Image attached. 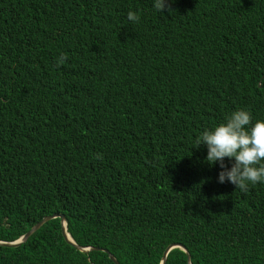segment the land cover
Listing matches in <instances>:
<instances>
[{
  "label": "trees",
  "instance_id": "16d2710c",
  "mask_svg": "<svg viewBox=\"0 0 264 264\" xmlns=\"http://www.w3.org/2000/svg\"><path fill=\"white\" fill-rule=\"evenodd\" d=\"M152 5L0 0V241L59 213L94 249L55 218L0 264H160L175 244L192 264H264V183H217L195 142L239 109L264 120V0ZM31 142L54 155L29 166Z\"/></svg>",
  "mask_w": 264,
  "mask_h": 264
},
{
  "label": "clouds",
  "instance_id": "9594fccd",
  "mask_svg": "<svg viewBox=\"0 0 264 264\" xmlns=\"http://www.w3.org/2000/svg\"><path fill=\"white\" fill-rule=\"evenodd\" d=\"M169 4L170 0H153L152 6L161 14L166 8H169ZM127 19L136 23L139 20V15L130 10L127 13ZM3 51L1 58L6 59L10 55L9 59H13L11 52L5 49ZM60 62H62V58ZM26 98L30 100L27 93H20L18 97L19 100ZM60 120L61 115H58L54 119H50L49 122L57 125ZM40 135L44 140L48 132L41 131ZM195 142L197 148L201 145L206 147L205 159L209 165H219L221 170L217 175V183L228 182L241 191H246L250 185L264 183V120H256L255 123H252L250 113L247 110L239 109L226 116L223 123L205 128L196 137ZM27 151L30 155L27 161L29 166H39V162H46L54 155L44 146L33 142L27 147ZM225 158H227L228 164L225 163ZM18 160L21 163L19 157ZM45 222L47 221H44V224ZM36 230L37 228L34 232ZM28 232L17 240L22 239ZM29 236L27 237L29 238Z\"/></svg>",
  "mask_w": 264,
  "mask_h": 264
},
{
  "label": "water",
  "instance_id": "95a60500",
  "mask_svg": "<svg viewBox=\"0 0 264 264\" xmlns=\"http://www.w3.org/2000/svg\"><path fill=\"white\" fill-rule=\"evenodd\" d=\"M55 218L61 219V223H62V227H61L62 234L64 236L65 241L69 245H72V246L76 247L78 250H80L81 252H84V253H89L90 251H93L94 250L92 247H83V246H79V245H77L75 243V241L73 240L72 236H70L67 233V230H66L67 223L65 221L64 215L59 214V213H56V214L47 216L44 219H45V221H49V220H52V219H55ZM27 238H28L27 236H24L22 239L17 240L15 242H12L11 244L8 243V244H0V245L6 246V247H16L18 245L23 244L27 240ZM173 248L174 249L179 248V249L183 250L184 252H186V255L188 256V264H192L190 252L188 251V249L185 246L179 245V244L170 245V247H168L166 249V251L164 253V257H163V259H162V261H161L160 264H166L167 256L172 251ZM110 258L113 259V261H115V259H114L113 256H111Z\"/></svg>",
  "mask_w": 264,
  "mask_h": 264
},
{
  "label": "rangeland",
  "instance_id": "374dc122",
  "mask_svg": "<svg viewBox=\"0 0 264 264\" xmlns=\"http://www.w3.org/2000/svg\"><path fill=\"white\" fill-rule=\"evenodd\" d=\"M37 125L38 126H41L42 128L44 129H48L49 126L48 124H46L45 122H43L42 120H38L37 121ZM44 221L45 219H43L41 222H38L37 224H35L31 229L30 231L28 232V234L26 236H29L32 232H34L35 228H37V230L34 232L36 233L37 231H39L45 224H44ZM66 230H67V233L71 236V234L68 232V229H67V226H66ZM62 231V230H61ZM74 240V239H73ZM11 244V242H5V241H0V244ZM2 247H6V246H3V245H0Z\"/></svg>",
  "mask_w": 264,
  "mask_h": 264
},
{
  "label": "bare ground",
  "instance_id": "6f19581e",
  "mask_svg": "<svg viewBox=\"0 0 264 264\" xmlns=\"http://www.w3.org/2000/svg\"><path fill=\"white\" fill-rule=\"evenodd\" d=\"M172 250H174V248Z\"/></svg>",
  "mask_w": 264,
  "mask_h": 264
}]
</instances>
